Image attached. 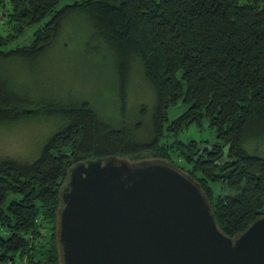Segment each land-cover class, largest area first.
Returning a JSON list of instances; mask_svg holds the SVG:
<instances>
[{
  "label": "trees",
  "instance_id": "trees-1",
  "mask_svg": "<svg viewBox=\"0 0 264 264\" xmlns=\"http://www.w3.org/2000/svg\"><path fill=\"white\" fill-rule=\"evenodd\" d=\"M75 14L114 57L120 126L84 101L19 94L0 75V125L63 122L32 161L0 157V264H59V192L68 168L87 159L170 162L198 184L229 238L264 216V0H0V61L33 66ZM134 62L153 94L139 111L146 142L126 120Z\"/></svg>",
  "mask_w": 264,
  "mask_h": 264
},
{
  "label": "water",
  "instance_id": "water-1",
  "mask_svg": "<svg viewBox=\"0 0 264 264\" xmlns=\"http://www.w3.org/2000/svg\"><path fill=\"white\" fill-rule=\"evenodd\" d=\"M59 198V264H264V216L227 237L198 184L167 161L75 163Z\"/></svg>",
  "mask_w": 264,
  "mask_h": 264
},
{
  "label": "rangeland",
  "instance_id": "rangeland-1",
  "mask_svg": "<svg viewBox=\"0 0 264 264\" xmlns=\"http://www.w3.org/2000/svg\"><path fill=\"white\" fill-rule=\"evenodd\" d=\"M113 70L112 53L100 41L90 40V31L76 14L63 21L52 46L33 66L20 60L0 61V75L17 93L61 104L87 102L99 121L117 129L120 123L113 102ZM152 102L153 94L142 79L139 64L134 62L127 90L126 120L138 142L149 139L148 118H140L139 111L142 106L149 110ZM180 111L178 106L172 107L168 117L173 118ZM62 123L50 118L0 125V157L32 161L46 138ZM135 124L139 125L137 130ZM185 133L189 138L204 137L196 130ZM247 146L251 149L254 144ZM259 148L264 151V143Z\"/></svg>",
  "mask_w": 264,
  "mask_h": 264
}]
</instances>
